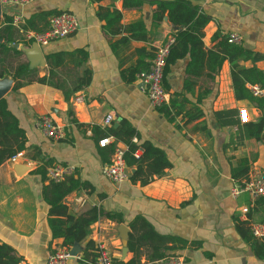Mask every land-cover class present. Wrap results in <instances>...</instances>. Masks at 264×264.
<instances>
[{"label": "crops", "instance_id": "crops-1", "mask_svg": "<svg viewBox=\"0 0 264 264\" xmlns=\"http://www.w3.org/2000/svg\"><path fill=\"white\" fill-rule=\"evenodd\" d=\"M188 1L209 17L201 28L203 50L214 48L211 38L216 32L240 34V45L257 58H238L235 63L245 69L254 67L264 81V0ZM153 8L149 3L127 8L123 0H33L22 6H1L0 19L18 15L23 22L32 14L52 10L70 12L78 21L71 35L39 46L43 60L34 67L44 82L34 80L12 90L11 81L2 96L27 137L21 160L10 163L7 159L0 164V243L13 248L21 259L18 264H45L55 248L64 246L61 238L51 237L49 207L43 195L49 180L34 172L48 161L73 165L76 177L90 187L65 196L69 214L96 206L119 213L122 219L117 223L99 217L83 241L67 247L71 254L68 264L84 262L88 241L92 245L102 242L112 260L131 257L127 247L121 259V250L127 246L129 234L140 236L129 225L136 216L144 217L156 233L185 242L182 247L176 241L158 246L160 250L167 246L165 254L180 257L182 264H264V239L252 237L249 231L250 222H264V197L252 200L246 194L231 195L233 185L249 171L264 172V105L235 96L234 68L228 60L216 73L202 63L195 74L187 72L186 56L176 60L165 76L166 105L170 99L176 102V107L170 106L171 113L176 112L174 119L169 121L154 109L138 81H126L122 75L128 68L148 63L155 48L174 38L181 28L169 21L167 12L154 21ZM136 21L142 22V29L132 27ZM18 33L10 45H16L23 53L21 60L28 62L26 51L33 42L24 38L22 29ZM79 48L87 53L85 62L78 65L77 57L68 55L56 75L71 88L75 77L87 69L90 81L66 100L61 89L46 82L45 55L69 54ZM14 64L9 61V66ZM252 84L264 86L245 82L250 96L248 86ZM77 95L81 99L74 101ZM240 108L246 109L247 123L238 120ZM198 110L201 116L189 121L185 112ZM108 113L114 116L111 125L129 121L136 133L132 141H147L161 149L171 166L145 185L129 179L114 183L103 176L102 148L113 142L114 147L126 148L113 137L105 147L98 145L99 139L110 136L104 133L110 126L103 125ZM42 115H50L63 128L61 139L39 132L35 123ZM243 206L249 207L245 214L240 212ZM120 224L128 229L127 239L122 238ZM155 243L139 244V264L153 261ZM88 253L91 257L93 249Z\"/></svg>", "mask_w": 264, "mask_h": 264}, {"label": "trees", "instance_id": "trees-1", "mask_svg": "<svg viewBox=\"0 0 264 264\" xmlns=\"http://www.w3.org/2000/svg\"><path fill=\"white\" fill-rule=\"evenodd\" d=\"M143 3H149L154 6L152 11V18L154 21L161 20L162 15L167 12L169 21L176 26H181V28L174 33V41L170 45L169 54L165 61L163 86L165 84V76L169 72L170 66L178 59L188 56L189 62L187 72H193L195 74L202 63H206L208 69L216 73L222 62L228 60L234 68L232 71V78L235 96L248 97L259 107L264 105V97L256 98L250 96L248 90L244 86L245 82L264 85L261 73L254 67L245 69L238 67L235 63L238 58L255 59L257 55L243 48L240 44L228 43L226 35L220 32L214 33L211 38L212 41L215 42L214 48L204 51L201 41V28L209 20V17L200 14L197 8L188 0H123V5L127 8H139ZM56 13L55 11L48 10L32 14L21 22L19 28L23 31H43L48 25L49 16ZM115 17L117 18L118 15ZM12 20L13 18L7 15H3L2 19H0V78L4 75H8L13 81L12 90H16L34 80L44 82L45 78L37 77V68H30L25 59L21 60L22 51L10 45L12 42H15L14 39L19 36V28L12 24ZM142 26L143 24L141 21H136L132 24V27L141 29ZM68 55H75L78 59L77 64L79 65L85 62L87 53L83 48H79L69 54L53 52L45 55V63L48 68L46 82L53 87L61 89L66 100H68L72 94L85 88L90 81V72L87 69H84L81 75L75 77L71 88L66 87L63 82L59 81L56 75V69L63 64L64 59ZM152 55L153 54L149 55L150 59ZM150 59L148 63H144L143 65L139 63L134 67L122 71L123 78L126 81H135L138 73L148 69ZM13 60L15 64L11 67L9 66V61ZM170 106L176 107L174 99H170L169 106L163 105L157 108V110L162 112L169 121H172L176 112L171 113ZM185 114L189 121L201 116L199 110L195 113L186 111ZM217 115L220 118L222 114L218 113ZM104 133L125 145L126 148L123 152V158L129 168H134L132 172L129 171L128 176V179L133 183L138 182L140 185H145L162 175L164 171L171 166L161 149L147 141L142 143H135L132 141V138L136 136L135 129L131 123L125 119L120 120L116 126L111 125L105 129ZM26 142L27 137L25 132L19 127L16 117L8 110L5 98L1 97L0 164L16 152L22 151L26 146ZM113 149L114 142L108 148H102L101 159L104 164L109 163V156ZM136 150L141 151L138 157L134 156ZM51 164L53 163L48 161L46 165L37 167L34 172L45 179V167ZM76 174L77 170H75L74 174L66 176L63 180L58 182H54L47 178L49 180V185L43 189L44 199L49 207L48 222L51 237L61 238L62 245L66 247L83 241L89 233L90 225L101 216L117 223L122 222L119 213L104 211L101 207L96 206L78 215H72L67 212V207L63 203L65 196L71 192L90 188L88 183L81 181V179L76 177ZM241 179L238 180V182H240ZM129 225L134 232L139 230L140 236L136 237L134 234H129L126 245L129 252L132 253V256L123 261L113 259L114 264H139L138 247L139 244L143 242H156L154 245L155 253L150 256V260L171 256L165 254V250L168 249L167 246L163 245L162 250H160L161 245L159 243L176 241L180 244V247L185 245V242L179 239L174 240V238L156 233L148 221L142 216H136ZM158 246L160 247L158 248ZM85 247V252L83 254L84 262L82 264H91L96 257L94 244L92 245V242L88 241ZM89 249H93L94 254L92 253L93 255L91 257H89ZM20 260V257L15 254L13 248L0 243V264H18Z\"/></svg>", "mask_w": 264, "mask_h": 264}, {"label": "built area", "instance_id": "built-area-1", "mask_svg": "<svg viewBox=\"0 0 264 264\" xmlns=\"http://www.w3.org/2000/svg\"><path fill=\"white\" fill-rule=\"evenodd\" d=\"M33 0H0L1 5H17L22 6L32 2ZM12 24L19 28L21 24V17L15 15ZM78 28V21L74 14L61 11L49 17L47 27L40 32L23 31L24 38L28 41L36 43L38 46L46 45L52 40L65 38L76 31ZM228 43L241 44V35L235 32L226 34ZM174 38L169 37L163 44L155 48L153 57L150 60L148 69L136 75V80L139 84V89L144 93L150 105L157 109L168 103V93L163 86V70L166 58L169 54L170 45ZM250 93L255 97H264V86L252 84L248 86ZM81 96L74 97V101H79ZM238 117L240 122L248 121L246 109L240 108L238 110ZM114 121V116L108 113L103 118V125L111 126ZM39 132L50 139L59 140L63 137V128L58 125L50 115L40 116L35 123ZM112 140L111 136L103 137L98 140V145L104 147ZM124 150L122 147H114L108 164H103L101 174L108 178L111 182L121 183L128 179L129 167L126 165L123 158ZM140 150L134 152V156L138 157ZM24 157L23 150L18 151L8 158L10 163H17ZM76 167L73 165L53 163L45 167L46 177L49 180L58 182L63 180L66 176L74 174ZM240 194H246L250 199L255 200L264 197V172L256 169L249 171L246 176L235 183L231 188V195L237 197ZM248 206H243L240 209L241 214L247 213ZM249 231L252 237L257 239H264V222H250ZM95 254L96 257L91 264H114L111 254L106 247L101 243H96ZM71 254L67 247L59 246L55 248L47 257L45 264H68ZM144 264H182V259L176 256H166L160 259L146 262Z\"/></svg>", "mask_w": 264, "mask_h": 264}, {"label": "water", "instance_id": "water-1", "mask_svg": "<svg viewBox=\"0 0 264 264\" xmlns=\"http://www.w3.org/2000/svg\"><path fill=\"white\" fill-rule=\"evenodd\" d=\"M1 6L2 5L0 4V12H1ZM14 48H17V46L14 45ZM26 58L29 62V67H34L37 63L43 60L42 54L40 52V48L36 43H33L32 48L26 51ZM7 76L8 75H4L2 78H0V98L8 90L9 85L12 81L11 78L7 79ZM119 228L121 229L122 238L127 239L128 237L127 227L123 224H120ZM126 252H127V246H123L121 250V259L124 258Z\"/></svg>", "mask_w": 264, "mask_h": 264}]
</instances>
